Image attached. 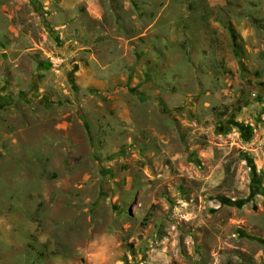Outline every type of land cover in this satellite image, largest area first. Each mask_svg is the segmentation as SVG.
I'll return each mask as SVG.
<instances>
[{
	"label": "rangeland",
	"instance_id": "obj_1",
	"mask_svg": "<svg viewBox=\"0 0 264 264\" xmlns=\"http://www.w3.org/2000/svg\"><path fill=\"white\" fill-rule=\"evenodd\" d=\"M0 264H264V0H0Z\"/></svg>",
	"mask_w": 264,
	"mask_h": 264
}]
</instances>
